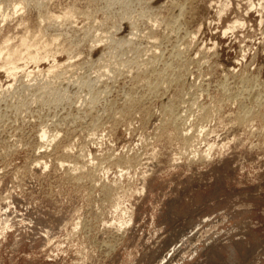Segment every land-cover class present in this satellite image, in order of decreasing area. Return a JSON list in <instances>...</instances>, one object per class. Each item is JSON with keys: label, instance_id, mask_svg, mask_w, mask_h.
I'll use <instances>...</instances> for the list:
<instances>
[{"label": "rangeland", "instance_id": "rangeland-1", "mask_svg": "<svg viewBox=\"0 0 264 264\" xmlns=\"http://www.w3.org/2000/svg\"><path fill=\"white\" fill-rule=\"evenodd\" d=\"M0 5V264H264V0Z\"/></svg>", "mask_w": 264, "mask_h": 264}, {"label": "bare ground", "instance_id": "bare-ground-1", "mask_svg": "<svg viewBox=\"0 0 264 264\" xmlns=\"http://www.w3.org/2000/svg\"><path fill=\"white\" fill-rule=\"evenodd\" d=\"M132 1V0H131ZM132 3V2H131ZM189 3V2H188ZM130 4V3H129ZM18 6V5H17ZM127 7H128V4H127ZM15 8H16V6H15ZM185 8V7H184ZM21 9V8H20ZM44 9V8H43ZM182 9V8H181ZM16 10L14 9V11L13 12H15ZM186 11V10H185ZM220 11V10H219ZM0 12H2V7H1V5H0ZM125 12V11H124ZM185 13V12H184ZM14 13H12V15H13ZM8 16H10L11 17V14H7L5 17L7 18ZM4 17V18H5ZM53 18H49V19H52L51 21H53V19H56V17L58 18V16H52ZM184 18V17H183ZM6 20V19H5ZM44 22V21H43ZM171 22V21H170ZM130 24H132V22L130 23ZM175 24V23H174ZM178 24V23H177ZM49 25V24H48ZM52 25V24H51ZM56 25V24H55ZM128 25V24H127ZM47 26V25H46ZM53 26V25H52ZM130 26H132V25H130ZM56 27V26H55ZM62 27V26H61ZM134 27V26H133ZM132 27V28H133ZM61 29V28H60ZM134 29V28H133ZM25 30H27V31H25ZM24 31H25V33H24V35H20V42H18V44H13V45H11V44H9L8 43V41H9V39L10 38H8V40L7 39H5V41H4V43L5 42H7V43H5V46H3V47H0V59H1V57H4L5 56V65H11V67L10 68H8V70H10V73H11V75L12 76H14V74L16 75V71H18L19 70V68L21 67V66H18L17 65V63L20 61V60H24L25 58H27V59H30L31 61H35L37 64L39 63V61L41 60V56H40V52H39V50H36V51H29V49L30 48H32V46H35V45H37L38 46V41H40V39L43 37L42 35H39V36H37V35H33V33L31 34V32L26 28ZM129 30V29H128ZM178 30V29H177ZM198 30V29H197ZM132 31V30H131ZM130 31V32H131ZM60 32V31H59ZM129 32V33H130ZM173 33V32H172ZM132 36H131V35ZM130 34H128L127 36H125V35H123V40H121V38H119L120 40H118V44L120 43L119 41H122L123 42V44L124 45H126V44H128V46L129 45H132V47L134 46V44H135V41H136V39H137V34H136V32L134 33V34H132V33H130ZM130 35V36H129ZM116 36V35H115ZM115 36H113V37H115ZM178 36V35H177ZM112 37V36H111ZM112 37V38H113ZM141 37V36H140ZM153 37V36H152ZM157 37V36H156ZM40 38V39H39ZM58 38V35L57 34H54L53 36H51V38H49V39H46L45 38V40L43 41V48H48V47H50V45H51V43L52 42H54V41H56V39ZM111 38V39H112ZM143 38V37H142ZM152 39V38H151ZM167 39V38H166ZM185 39V38H184ZM101 40V39H100ZM112 40H114V38L112 39ZM111 40V41H112ZM153 40V39H152ZM171 40V39H170ZM110 41V42H111ZM157 41V40H156ZM10 42V41H9ZM107 42H109V41H107ZM147 42V41H146ZM151 42V41H150ZM154 42V41H153ZM20 43V44H19ZM113 43H114V41H113ZM158 43H160V42H158ZM158 43L157 44H155V45H158ZM109 44V43H108ZM117 44V43H116ZM138 45H140V44H138ZM138 45H137V47H138ZM160 45V44H159ZM158 45V46H159ZM176 45V44H175ZM121 46H122V44H121ZM136 46V45H135ZM127 47V46H126ZM131 46H130V48H132ZM137 47H135V48H137ZM139 47H141V45L139 46ZM154 47V46H153ZM160 47H161V45H160ZM174 47V46H173ZM42 48V47H41ZM42 48V49H43ZM135 48H134V50H135ZM142 48H143V46H142ZM145 48V47H144ZM175 48V47H174ZM178 48H179V46H178V44H177V46H176V53H178ZM139 48H137V50H138ZM156 49V48H155ZM143 50H145V49H143ZM157 50V49H156ZM154 51V52H157V51ZM29 51V52H28ZM152 52H153V50H151ZM173 51V50H172ZM28 53L27 54V56H25V53ZM175 52V51H174ZM173 52V53H174ZM105 53V52H104ZM163 53V52H162ZM176 53H174V54H176ZM179 53H180V51H179ZM172 54V53H171ZM173 54V55H174ZM4 55V56H3ZM150 55H152V58H153V61H154V57H156V56H154V55H157V54H154V53H152V54H150ZM161 56V55H160ZM174 56H176V55H174ZM178 56V55H177ZM151 57V56H150ZM149 58V57H148ZM165 58V57H164ZM183 58V57H182ZM152 60V59H151ZM151 60H148V61H151ZM157 60V59H156ZM42 61V60H41ZM151 62V64L152 63H154V62ZM165 62V61H164ZM142 63V62H141ZM149 63V62H148ZM150 64V65H151ZM171 64V63H170ZM148 65V64H147ZM154 66V65H153ZM170 66V65H169ZM1 67V66H0ZM26 67V66H25ZM54 67H57L56 65L55 66H52V68H54ZM148 67H151V66H148ZM152 68V67H151ZM55 70H57V69H55ZM154 70V69H153ZM54 70L53 69H51L50 70V73L51 72H53ZM161 71V70H160ZM16 72V73H15ZM9 73V72H8ZM120 73V72H119ZM27 74H29V73H27ZM158 74H160V73H158ZM168 74V73H167ZM10 75V76H11ZM164 76V75H163ZM158 77V76H157ZM164 79V78H163ZM167 79L168 80H170V78H168L167 77ZM166 79V80H167ZM175 79V78H174ZM159 81V80H158ZM171 81H172V78H171ZM169 82V81H168ZM164 83V82H163ZM151 84V83H150ZM152 86V85H151ZM150 86V87H151ZM40 89V88H39ZM38 96V95H37ZM143 97V96H142ZM148 98V97H147ZM115 112V111H114ZM117 112V111H116ZM172 119V118H171ZM242 119V118H241ZM45 135V134H44ZM52 137V136H51ZM42 138V137H41ZM42 140H43V142L46 144V143H49V142H52L51 140V138H47L46 137V135L45 136H43V138H42ZM39 150V149H38ZM178 243V242H177ZM161 258V257H160ZM164 259V258H163ZM162 259V260H163ZM162 262V261H161Z\"/></svg>", "mask_w": 264, "mask_h": 264}]
</instances>
